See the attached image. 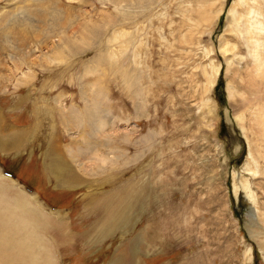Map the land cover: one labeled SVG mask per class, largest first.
Segmentation results:
<instances>
[{
    "label": "rangeland",
    "instance_id": "1",
    "mask_svg": "<svg viewBox=\"0 0 264 264\" xmlns=\"http://www.w3.org/2000/svg\"><path fill=\"white\" fill-rule=\"evenodd\" d=\"M26 1L0 0V264H264V0Z\"/></svg>",
    "mask_w": 264,
    "mask_h": 264
},
{
    "label": "bare ground",
    "instance_id": "2",
    "mask_svg": "<svg viewBox=\"0 0 264 264\" xmlns=\"http://www.w3.org/2000/svg\"><path fill=\"white\" fill-rule=\"evenodd\" d=\"M30 0H27L26 2H23L24 4H26V5H32V4H29L30 2H29ZM29 2V3H28ZM250 23V22H249ZM252 31V30H251ZM59 39V38H58ZM55 40V39H54ZM53 41V40H52ZM52 41H51V43H52ZM58 43H59V41H58ZM53 45H54V43H53ZM39 47H40V45H38ZM42 46V45H41ZM55 46V45H54ZM43 47V46H42ZM51 47H53V46H51ZM50 47V48H51ZM45 48H46V46H45ZM42 50V49H41ZM2 58V57H1ZM2 63H3V60L2 59H0V65H2ZM17 66V65H16ZM1 69V68H0ZM13 69V68H12ZM2 72V71H1ZM2 135H3V133H1ZM16 183L18 184V185H20L24 190H27L23 185H21L18 181H16ZM31 194H34V192H30ZM39 202L41 203V205L46 209V210H48V211H52L51 210V208L50 207H48L47 205H46V203L44 202V201H42V198H39ZM53 210H55V211H57L56 209H53Z\"/></svg>",
    "mask_w": 264,
    "mask_h": 264
}]
</instances>
